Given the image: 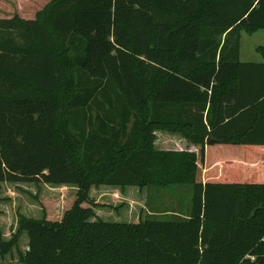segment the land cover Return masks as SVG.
<instances>
[{
  "label": "trees",
  "instance_id": "1",
  "mask_svg": "<svg viewBox=\"0 0 264 264\" xmlns=\"http://www.w3.org/2000/svg\"><path fill=\"white\" fill-rule=\"evenodd\" d=\"M261 30L264 0H53L0 20V183L77 190L10 239L0 226V260L264 264V62L240 60ZM157 132L195 151L157 150ZM172 185L193 189L186 219H100L120 209L108 188Z\"/></svg>",
  "mask_w": 264,
  "mask_h": 264
},
{
  "label": "rangeland",
  "instance_id": "2",
  "mask_svg": "<svg viewBox=\"0 0 264 264\" xmlns=\"http://www.w3.org/2000/svg\"><path fill=\"white\" fill-rule=\"evenodd\" d=\"M52 1L0 0V16L12 18L18 13L26 14L27 11L33 16V13L44 9ZM259 47H264V30L253 35L243 32L240 47L241 62H264L263 55L257 51ZM112 190L114 189L105 190L103 198L102 194L96 197L101 202L120 207L118 212L115 209L98 210L100 219L105 222L131 223L134 220L130 217L136 219L141 211L147 212L149 219L152 220L186 219L191 213L193 189L189 185L150 187L142 193L138 192L139 189L133 188L125 190L124 193L119 191L121 195L115 196L113 192L110 193ZM76 191L73 187L0 183V226L6 237L10 239L17 227L18 216L21 214L35 219H43L44 212L53 217L59 216L69 207L71 197ZM28 241V235L25 234L19 250L25 251ZM0 264H21L18 252L0 260Z\"/></svg>",
  "mask_w": 264,
  "mask_h": 264
},
{
  "label": "crops",
  "instance_id": "3",
  "mask_svg": "<svg viewBox=\"0 0 264 264\" xmlns=\"http://www.w3.org/2000/svg\"><path fill=\"white\" fill-rule=\"evenodd\" d=\"M42 10H40V11H42ZM40 11L33 13V16L30 15L32 13H29V11H27L26 14L18 13L15 16H18L23 20H35L37 14ZM14 17H12V18H14ZM12 18L5 17L4 15L0 16V20H8V19H12ZM244 63H250V62H244ZM261 63H263V62H261ZM156 136H157V140L155 142V148L157 150H178V151L189 150V151H195V148L192 145H189L185 140H183L178 135L172 136V135L167 134V133L157 132ZM112 192L114 193V196L117 194L121 195V193L116 189L112 190L110 193H112Z\"/></svg>",
  "mask_w": 264,
  "mask_h": 264
}]
</instances>
